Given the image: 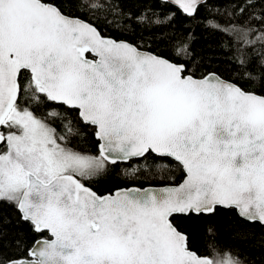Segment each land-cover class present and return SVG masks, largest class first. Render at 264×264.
Returning a JSON list of instances; mask_svg holds the SVG:
<instances>
[{"label":"snow or ice","instance_id":"6c2138e0","mask_svg":"<svg viewBox=\"0 0 264 264\" xmlns=\"http://www.w3.org/2000/svg\"><path fill=\"white\" fill-rule=\"evenodd\" d=\"M161 2L189 17L205 4ZM76 3L92 12L107 6ZM255 7L253 0L224 6L229 17H244L221 29L242 66L245 49L264 47V7L258 15L249 11ZM136 19L153 23L151 16ZM175 54L187 55V45ZM46 102L94 127L97 154L68 146L77 130ZM30 103L51 110L37 115ZM56 119L67 120L63 133L50 123ZM150 154L172 158L182 181L105 195L85 183L109 164ZM0 203L14 206L38 237L25 256L0 264H244L226 246L192 252L172 218L223 206L264 224V95L216 73L197 78L184 63L106 37L55 0H0Z\"/></svg>","mask_w":264,"mask_h":264},{"label":"trees","instance_id":"16d2710c","mask_svg":"<svg viewBox=\"0 0 264 264\" xmlns=\"http://www.w3.org/2000/svg\"><path fill=\"white\" fill-rule=\"evenodd\" d=\"M253 2L256 7L249 11L258 15L264 2ZM55 3L65 13L80 16L95 24L104 36L128 41L171 61L184 63L197 78L215 72L246 91L264 95V47L256 44L253 48L245 49V64L242 66L238 62V54L230 35L221 30L230 22L238 23L244 19L229 17L224 13V6L229 0H208L193 17L184 15L178 8L162 3L161 0H106L107 6L96 12L78 8L76 0H55ZM216 9H220V12ZM153 12L156 13L155 16H152ZM166 15H171L172 18L165 21ZM142 16H151L153 23L148 20L139 22L136 19ZM157 18L165 22L156 24L154 21ZM210 22L219 24L221 28L212 27ZM181 44L187 45L188 54L178 57L175 48ZM246 71L255 79L245 75ZM46 103L62 113L66 112L67 118L72 120L78 134L67 137L68 146L77 151L97 154L95 129L83 124L78 112L53 105L52 102ZM28 106L37 115H45L51 110L44 104L30 103ZM50 123L63 133L67 120L62 122L56 119ZM157 165H168V168L158 172ZM137 167L139 171L134 176L127 174ZM182 179L183 173L174 160L150 154L146 159L109 164L105 172L85 183L99 195H105L131 186L179 184ZM172 219L178 229L187 234L189 248L199 255H207L211 245L226 246L244 264H264V225L240 218L234 209L218 207L212 214L176 215ZM209 228L212 229L211 233ZM36 238L37 234L32 231L31 225L21 220L20 213L14 206L0 203V259L25 256Z\"/></svg>","mask_w":264,"mask_h":264},{"label":"water","instance_id":"95a60500","mask_svg":"<svg viewBox=\"0 0 264 264\" xmlns=\"http://www.w3.org/2000/svg\"><path fill=\"white\" fill-rule=\"evenodd\" d=\"M208 0H205V3L207 2ZM171 5V4H170ZM173 6V5H172ZM174 7H176V6H174ZM176 8H178V7H176ZM184 15H186V14H184ZM186 16H188V15H186ZM107 37V36H106ZM109 38H111V39H113V40H116V39H114V38H112V37H109ZM116 41H124V40H116ZM128 42V41H127ZM130 43V42H129ZM131 44H133V43H131ZM135 45V44H134ZM137 46V45H136ZM138 47V46H137ZM139 48V47H138ZM139 50L140 51H142V52H150V51H148V50H144V49H141V48H139ZM150 53H152V52H150ZM154 54V53H153ZM157 55V54H156ZM88 58H91V55L89 54V56H88ZM167 59V58H166ZM210 73H215V72H210ZM218 75V74H217ZM219 76V75H218ZM221 77V76H220ZM222 78V77H221ZM222 79H224V78H222ZM226 80V79H225ZM232 83H234V82H232ZM237 85V84H236ZM240 87V86H239ZM246 91V90H245ZM251 92V91H250ZM256 94H258V93H256ZM258 95H260V94H258ZM93 127V126H92ZM94 128V127H93ZM96 138V137H95ZM168 158V157H167ZM138 159H141V158H132L131 160H138ZM172 159V158H171ZM131 160H129V161H124V162H117V163H128V162H130ZM173 160V159H172ZM165 186H171V185H162V186H146V187H138V186H131V187H126V188H162V187H165ZM89 187V186H88ZM91 188V187H90ZM126 188H121V189H126ZM92 189V188H91ZM93 190V189H92ZM93 191H95V190H93ZM96 192V191H95ZM115 192V191H114ZM97 193V192H96ZM98 194V193H97ZM99 195V194H98ZM218 207H220V208H224V209H229V208H225V207H223V206H218ZM217 207V208H218ZM216 210V209H215ZM213 213V212H212ZM212 213H203V214H205V215H208V214H212ZM176 215H185V214H176ZM176 215H174V216H176ZM195 215H197V214H195ZM239 216V215H238ZM240 218H242L241 216H239ZM242 219H244V218H242ZM244 220H246V219H244ZM246 221H248V220H246ZM248 222H250V221H248ZM251 223H255V222H251ZM258 223V222H257ZM261 224V223H260ZM262 225H264V224H262ZM186 236H187V234H186ZM188 237V236H187ZM189 246V245H188ZM190 249V248H189ZM191 250V249H190ZM192 252H194V253H196L197 255H199L197 252H195L194 250H191ZM200 256H203V255H200Z\"/></svg>","mask_w":264,"mask_h":264}]
</instances>
